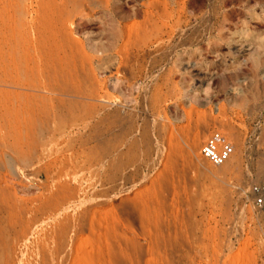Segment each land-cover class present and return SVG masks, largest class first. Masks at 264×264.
Returning a JSON list of instances; mask_svg holds the SVG:
<instances>
[{"label": "rangeland", "instance_id": "374dc122", "mask_svg": "<svg viewBox=\"0 0 264 264\" xmlns=\"http://www.w3.org/2000/svg\"><path fill=\"white\" fill-rule=\"evenodd\" d=\"M107 1L76 15L83 91L8 87L0 62V264H264V0H166V25ZM119 31L123 65L97 50ZM213 130L221 165L199 153Z\"/></svg>", "mask_w": 264, "mask_h": 264}, {"label": "bare ground", "instance_id": "6f19581e", "mask_svg": "<svg viewBox=\"0 0 264 264\" xmlns=\"http://www.w3.org/2000/svg\"><path fill=\"white\" fill-rule=\"evenodd\" d=\"M100 1L103 2V0H0V62L6 63L7 67L17 68V71L14 72L17 73V75L12 76L7 82L8 87L10 86L11 88L23 91H27L28 89L43 90L44 88H52L56 91H83L84 89L82 90V88L84 87L81 86V83L91 82H87L86 80L87 74L89 73L87 70L89 69L92 73V69L90 68L92 65V56L85 51L83 43L78 40L76 28L78 25L85 22V20L81 19V13L87 8H91V5L98 4ZM181 1L182 0H171L170 2H173L178 8L177 10H179ZM105 4L107 7V13H105L110 14L111 10H108L110 2L105 0ZM140 5L146 10L144 11L145 18L151 17L154 7L158 8L156 12L160 14L161 12L158 10L162 7L160 11H164L159 15L160 20H158L162 25H164L165 22V25L167 24V17H170L171 13L166 12L168 6L166 0L163 2L158 1L157 3H151L149 0H141ZM94 7H96V5H94ZM103 8L105 7L103 6ZM77 13L80 14L79 16H81V18L79 16V19L76 18ZM86 13L84 12L82 14L85 15ZM88 13L86 15L89 16ZM154 20L152 19V21ZM156 21L157 20H155V22ZM158 29L155 28V30ZM128 33L123 36V32L120 34L119 31L120 35L118 34L119 36L117 37L114 36L116 39L115 45L112 41L113 44H111L113 46L109 43L110 45L106 48H97V50H100L101 53L104 54L114 52L115 55L119 57L118 59H120L119 64L123 65L126 60V53L122 51V48L125 49V46L128 45L129 47V43L134 42H132L133 39L131 40L132 37H130ZM145 34L146 31L143 35V41H147L149 39L148 37H150V35L147 34L149 36H147L146 39ZM154 34L157 33L155 32ZM123 37H125V40ZM158 37L160 38V36ZM160 39H158L159 42L152 43V47L148 44H143L141 45L143 47L138 48L141 49V52L144 54L152 55L155 52L162 53L168 41H163V38ZM150 40H148V42ZM121 42H124L122 45L123 47L121 46L122 48L120 47V44H122ZM150 42H152V40ZM77 55L81 56H78L80 58L77 57L80 59V62L78 60L76 62L75 57ZM82 55L88 64L85 63V60L83 61ZM77 64L80 65L78 67L80 69H77ZM49 69H51L50 72ZM81 69L84 70L82 71ZM108 144V141H106L104 148L109 147Z\"/></svg>", "mask_w": 264, "mask_h": 264}, {"label": "built area", "instance_id": "2783aa9c", "mask_svg": "<svg viewBox=\"0 0 264 264\" xmlns=\"http://www.w3.org/2000/svg\"><path fill=\"white\" fill-rule=\"evenodd\" d=\"M234 145L223 133L213 130L199 147L200 156L213 165H221L234 153ZM253 203L264 212V187L253 184L250 188Z\"/></svg>", "mask_w": 264, "mask_h": 264}]
</instances>
